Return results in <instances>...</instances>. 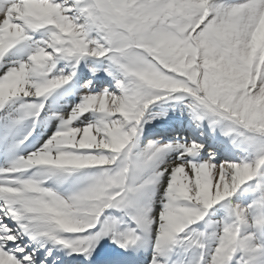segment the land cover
Segmentation results:
<instances>
[{"label":"snow or ice","instance_id":"1","mask_svg":"<svg viewBox=\"0 0 264 264\" xmlns=\"http://www.w3.org/2000/svg\"><path fill=\"white\" fill-rule=\"evenodd\" d=\"M0 264H264V0H0Z\"/></svg>","mask_w":264,"mask_h":264}]
</instances>
